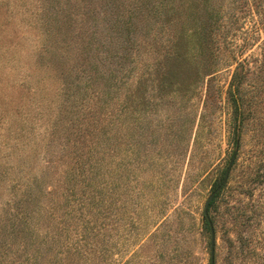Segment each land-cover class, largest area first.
Instances as JSON below:
<instances>
[{
  "label": "rangeland",
  "instance_id": "1",
  "mask_svg": "<svg viewBox=\"0 0 264 264\" xmlns=\"http://www.w3.org/2000/svg\"><path fill=\"white\" fill-rule=\"evenodd\" d=\"M58 1L0 0V239L3 232L19 235L25 210L34 213L31 234L44 238L46 228L40 223L48 202L60 200V215L67 198H75L69 195L72 188L78 189L77 198L96 190L98 263L211 264V233L203 209L223 177L214 174L222 172L235 150L227 93L239 65L235 56L248 60L251 69H239L244 122L237 157L226 187L209 208L216 264H264V67L255 69L260 60L264 63V25H259L264 14L252 12L254 0L240 2L232 23L229 3L225 16L215 17L213 74L186 88L157 90L137 83L136 100L119 111L116 137L111 138L103 129L102 101L93 99L92 88L84 85L77 94L76 72L67 73L68 78L62 74L69 72L76 53L83 58L80 36L94 30L93 11L105 9L107 0ZM57 8L62 16L52 22L50 35L44 21ZM198 20L194 8L189 18L180 14L178 24L143 31V43L134 51L133 82L143 79V63L150 57L145 42L153 43L156 35L165 37L164 44L196 29ZM96 48L89 53L92 62L101 56ZM67 80L73 83L65 88L69 100L63 94ZM73 227L68 235L77 239L84 231L80 220ZM246 237L254 243L243 250ZM9 243V261H22L23 241Z\"/></svg>",
  "mask_w": 264,
  "mask_h": 264
},
{
  "label": "trees",
  "instance_id": "2",
  "mask_svg": "<svg viewBox=\"0 0 264 264\" xmlns=\"http://www.w3.org/2000/svg\"><path fill=\"white\" fill-rule=\"evenodd\" d=\"M214 1L107 0L105 9L99 12L93 11L92 27H94V30L89 34L86 31L85 35L80 36L84 43L81 42L78 45L83 58L81 59L76 53L69 72H62V74L64 76V74H74L76 72L77 83L81 85L77 94H82V85H84L92 88L93 99L102 101V108L105 109V113L103 111L102 114V124L107 137H116L115 126L119 117L118 113L128 105L132 107V103L136 100L137 83L146 86L151 84L157 90L164 89L167 85L186 88L194 85L199 77L206 78L211 73L213 74L215 67L213 59H216L213 54V34L217 30H214V25H216L214 19L215 17L220 19V17L225 16L222 15V11L229 3L231 9L229 23H232L235 18V14L232 15V13L239 7L242 0H220L217 7L214 5V7H211L210 4L211 2L213 4ZM247 2L250 5L251 0H247ZM254 2L255 8L252 9V12L256 13L258 11L264 14V0H254ZM58 3H60V0ZM58 8L53 13L49 10L51 13L47 15L48 18L44 21L45 30L50 35L52 22H58L59 17L62 16ZM61 8L63 12L64 7L62 5ZM194 8H196V15L197 13L199 15L196 29H192L186 34H179L174 39L171 38L172 40L166 39L164 44H161V42L165 37L160 38L156 35H153V43L151 41L145 42L149 46L145 49L149 51L150 57L146 59L147 62L144 61L145 63H143L145 67V71L142 73L143 79H139L140 82H133V70L138 60L134 51L143 43L142 39L145 36L143 31L155 26L165 27L178 24L180 14H186V17L189 18L193 14ZM85 14H88V12ZM101 21L105 22H103L105 27L104 31L101 30L100 33L99 23ZM65 23H67L66 20L63 24ZM261 24L264 25V20L259 21V25ZM101 34L103 35L101 36ZM96 44V49L101 56L92 62L89 53ZM191 44L193 45L190 46ZM48 46L47 44L42 49L41 58L43 59L44 52L49 50ZM155 50L158 51L157 56L153 55ZM191 51L194 53L193 57L189 54ZM152 57H154L153 61L150 60ZM60 58H62V62H66V59ZM234 59L237 60L239 65L233 72L227 93L233 105L234 114V120H232L229 130L230 141L234 140L236 148L237 145H240L239 138L244 122L242 111L244 101L241 95L242 81L239 76V69L250 71L251 68L246 66L248 60L238 59L235 56ZM77 61H81L78 69L74 66ZM263 67L264 63L260 60L255 69L262 70ZM67 78L65 77L63 80ZM101 79H103V82L99 86ZM63 84L65 86H63V94L65 93L66 99L69 100L66 89H71L70 86L73 83L67 80ZM71 94L76 97L74 89ZM92 118L95 119V117ZM95 160L98 159L95 158ZM226 167L221 173H218V169L214 175H224ZM77 193L78 189L72 188L69 195L75 196V198H67V208L63 206V214H57L60 209V200L52 199L50 203H47L45 207L46 218L40 223L46 228V235L42 239H37V236L31 234L33 229L31 220L34 213L25 210L22 226L17 230L19 235L12 238L10 234L3 232V238L0 239V264H81V261L100 264L98 263L100 258L99 237L101 235L98 219L100 214L98 209L99 196L96 190H91L89 193L86 191L80 198L76 197ZM73 200L75 201L72 204ZM93 205L96 208L92 209ZM259 205L260 203L255 204L254 209H258ZM78 213L80 214L77 215ZM86 214H89L88 219H86ZM92 215H95L94 221ZM77 220H80L84 231L79 232L77 239H74L68 235V232L73 231V226ZM5 237L10 239H5ZM16 240L23 241L24 255H20L23 259L22 261L15 259L9 261L12 252V246L9 242ZM253 243L252 237L244 238L242 249L250 248ZM29 247H32L30 251Z\"/></svg>",
  "mask_w": 264,
  "mask_h": 264
},
{
  "label": "water",
  "instance_id": "3",
  "mask_svg": "<svg viewBox=\"0 0 264 264\" xmlns=\"http://www.w3.org/2000/svg\"><path fill=\"white\" fill-rule=\"evenodd\" d=\"M239 149V145L236 146L229 162L228 165L225 169L224 175L222 177V180L220 182V184L217 186V188L213 191V193L208 197V199L205 202L204 205V209H203V214L204 217L206 218V220L208 221L209 227H210V233H211V249H210V254H211V264H216V230L214 227V223L211 219L210 213H209V208L211 205V202L213 200V198L221 191L224 190V188L226 187L228 180L230 178L231 172H232V168H233V164L234 161L237 157V152Z\"/></svg>",
  "mask_w": 264,
  "mask_h": 264
}]
</instances>
